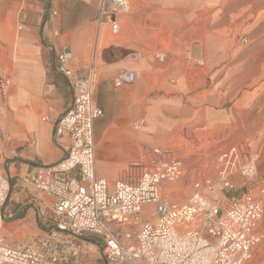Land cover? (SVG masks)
<instances>
[{
	"label": "built area",
	"instance_id": "2783aa9c",
	"mask_svg": "<svg viewBox=\"0 0 264 264\" xmlns=\"http://www.w3.org/2000/svg\"><path fill=\"white\" fill-rule=\"evenodd\" d=\"M129 10V0H98L95 23L107 25L109 35L117 36L118 18ZM163 57L158 54V61ZM71 61V53L61 48L55 70L72 95L70 107L55 124V135L67 138L64 156L21 179L31 189L44 229L14 243L0 237V264H253L261 242L264 178L257 176L258 155L249 154L250 143L245 153L238 148L220 153L216 178L195 179L184 201L162 195L184 175L182 161L167 150L151 149L110 184L95 172L93 125L102 111L94 101V73L76 76ZM133 81L132 72L121 71L113 87ZM8 87L0 69L2 94ZM142 125V120L133 124L135 129ZM232 177L241 185L240 195L222 206L206 197L216 183L226 192L235 191ZM10 191L9 177L0 175V231L13 218L4 211ZM88 244L98 248V259L91 257Z\"/></svg>",
	"mask_w": 264,
	"mask_h": 264
},
{
	"label": "crops",
	"instance_id": "0c3cea01",
	"mask_svg": "<svg viewBox=\"0 0 264 264\" xmlns=\"http://www.w3.org/2000/svg\"><path fill=\"white\" fill-rule=\"evenodd\" d=\"M97 2L48 0L42 8L35 1L28 8V20L16 39L10 63L12 88L6 104L2 106L0 102V131L8 137L3 145L12 155L11 161L4 164V174L11 183L4 211L12 213L13 218L0 231V237L7 242H17L21 236L44 229L45 224L37 216L30 198L31 189L21 179L36 167L53 165L64 156L67 138L55 135L54 128L70 107L72 95L67 80L55 70L56 55L61 48L71 53V66L79 74L88 64L92 48L98 51L94 101L102 117L93 125L95 172L110 184L138 163L139 148L151 146L162 135L163 127L174 126V118L192 117L199 110L194 105L195 96L185 101L181 98L183 105H175L176 111L168 107L169 102L179 103V97H170L169 102L163 97H169L172 90L167 79L176 76L177 86L181 88L182 81L190 76L185 69L186 61L179 64L181 67H171L169 63L157 65V55L164 54L163 50L154 53L143 45L155 30H150V34L146 30L136 31L143 18L147 21L161 10L163 16L158 20L163 24L159 29L166 28V32L172 24H177L178 13L162 8L182 7L185 3L180 0L172 5L150 0L153 4L149 6L148 0H129V13L118 18L117 39L99 47L101 31L107 25L97 27L95 23ZM186 6L189 7L187 2ZM139 39L143 42H138ZM121 71L132 72L134 81L114 88L112 81ZM206 107L203 124L223 119L224 115L219 116L221 110L215 111L211 105ZM163 116L168 119H162ZM44 117L48 121H43ZM141 117L145 118L147 128L136 132L131 127ZM144 124L143 121L142 127ZM148 131H153V135Z\"/></svg>",
	"mask_w": 264,
	"mask_h": 264
},
{
	"label": "rangeland",
	"instance_id": "374dc122",
	"mask_svg": "<svg viewBox=\"0 0 264 264\" xmlns=\"http://www.w3.org/2000/svg\"><path fill=\"white\" fill-rule=\"evenodd\" d=\"M35 1L42 8L48 3V0H0V68L9 79L5 95L0 88L2 106L6 104L12 88L10 63L13 59V47L28 20V8ZM161 1L176 4L180 0ZM181 2L185 3L182 7L162 8L163 11L167 9L178 13L177 24H172L166 32V28L159 29L163 24L158 20L163 16L161 10L148 17L147 21L143 18L136 29L146 30L147 34L151 33L150 30H155V34L146 38L147 43L143 45L154 50V53L163 50L164 60L157 61V65L169 63L171 67H179L180 63L186 61L185 69L190 76L182 81V87L178 88L177 77L172 76L167 79L172 86L169 97L161 93L168 102L170 97H179V103L169 102L168 107L176 111V106L183 105L181 98L191 100L190 97L195 96L194 105L199 108L192 117L180 120L174 118L175 125L163 127L162 135L153 140L151 146L139 148L138 163L153 148L167 150L174 158L182 161L183 177L162 191L165 198L179 202L189 197L192 183L198 177L208 175L216 178L215 159L220 153L233 148L245 153L247 143L251 146L249 154L258 155L257 176L264 178V0ZM148 4L150 6L153 3L148 0ZM112 37L114 38L109 37L107 29H103L99 47L117 39L116 36ZM137 41L143 42L142 39ZM98 56V51L93 47L86 68L81 74L74 71L76 76L81 77L92 71L96 85ZM209 105L215 111L221 110L223 113L219 116H224L221 121L218 118L211 123V120L206 122L210 119L207 118L205 125L203 112ZM141 118L139 119L145 122L144 127H131L136 132L147 128L145 118ZM162 119L166 120L168 117L163 116ZM150 133L153 135V131ZM4 141L8 142V137L0 131V175H5L4 164L9 163L12 158L11 152L4 149ZM232 180L236 186L235 191L226 192L216 183L213 190L206 193V197L220 206L236 198L242 193V189L236 177H232ZM259 232L261 242L254 250L253 264H264V216ZM22 239L21 236L18 241ZM87 248L91 257L98 259V248L93 244H88Z\"/></svg>",
	"mask_w": 264,
	"mask_h": 264
},
{
	"label": "bare ground",
	"instance_id": "6f19581e",
	"mask_svg": "<svg viewBox=\"0 0 264 264\" xmlns=\"http://www.w3.org/2000/svg\"><path fill=\"white\" fill-rule=\"evenodd\" d=\"M130 11V10H129ZM164 60V57H163V59H162V61ZM162 61H160V62H162ZM1 69V68H0ZM94 91H95V87H94Z\"/></svg>",
	"mask_w": 264,
	"mask_h": 264
},
{
	"label": "water",
	"instance_id": "95a60500",
	"mask_svg": "<svg viewBox=\"0 0 264 264\" xmlns=\"http://www.w3.org/2000/svg\"><path fill=\"white\" fill-rule=\"evenodd\" d=\"M54 130H55V128H54Z\"/></svg>",
	"mask_w": 264,
	"mask_h": 264
}]
</instances>
